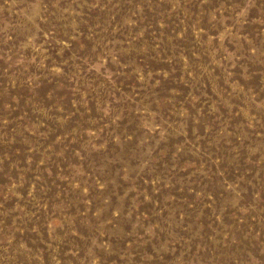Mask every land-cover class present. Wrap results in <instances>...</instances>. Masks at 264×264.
<instances>
[{
    "label": "rangeland",
    "instance_id": "1",
    "mask_svg": "<svg viewBox=\"0 0 264 264\" xmlns=\"http://www.w3.org/2000/svg\"><path fill=\"white\" fill-rule=\"evenodd\" d=\"M0 264H264V0H0Z\"/></svg>",
    "mask_w": 264,
    "mask_h": 264
}]
</instances>
